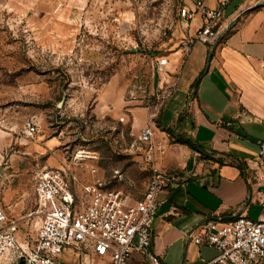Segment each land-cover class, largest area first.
Segmentation results:
<instances>
[{
  "label": "rangeland",
  "instance_id": "1",
  "mask_svg": "<svg viewBox=\"0 0 264 264\" xmlns=\"http://www.w3.org/2000/svg\"><path fill=\"white\" fill-rule=\"evenodd\" d=\"M70 1L0 0V193L12 185L31 198L38 171L89 152L96 158L84 162L100 168L108 188L140 199L152 173L146 145L130 123L100 118L94 106L114 84L129 105L150 102L160 110L156 62L173 51L183 0ZM28 120L39 125L33 135ZM40 224L39 217L20 219V243L29 250ZM88 254L70 248L58 264H93ZM0 264L27 263L1 257Z\"/></svg>",
  "mask_w": 264,
  "mask_h": 264
},
{
  "label": "crops",
  "instance_id": "2",
  "mask_svg": "<svg viewBox=\"0 0 264 264\" xmlns=\"http://www.w3.org/2000/svg\"><path fill=\"white\" fill-rule=\"evenodd\" d=\"M205 1L212 8L218 7L216 0ZM182 5L194 9L193 0H183ZM201 24L195 15L182 20L175 31L173 51L164 56L169 81L164 87L157 70L161 94L172 89L155 118L157 135L173 129V139L157 166L183 176L179 185L167 186L160 193L162 204L152 226L153 251L165 264H207L218 256L215 248L197 245L191 238L208 220L223 223L244 214L264 221V200L260 197L264 179L257 186L263 194L254 192L252 185L253 159L264 140V0L231 1L222 11L216 26L219 37L212 46L194 45V34ZM124 93L123 87L106 85L96 99L94 112L117 123L122 118L139 135L148 123L149 108L138 102L129 105ZM182 137L191 138L200 149L181 142ZM59 138L61 134L53 136L50 143ZM95 158L91 155L88 159ZM95 168L96 173L87 168L75 170L81 182L101 180L107 186L105 179L98 177L100 168ZM27 196L31 198L12 185L1 191L10 218L19 222L27 215L41 218L34 212V182ZM145 259L134 252L128 263L142 264ZM92 260L93 264L102 262ZM90 261L87 257L86 262Z\"/></svg>",
  "mask_w": 264,
  "mask_h": 264
},
{
  "label": "built area",
  "instance_id": "3",
  "mask_svg": "<svg viewBox=\"0 0 264 264\" xmlns=\"http://www.w3.org/2000/svg\"><path fill=\"white\" fill-rule=\"evenodd\" d=\"M216 1L217 8L208 6L205 0H193V10L184 5L179 9L183 20L199 15L202 24L194 37L209 46L217 42L219 34L215 27L222 11L233 0ZM167 63L164 56L156 62L162 87L169 83L168 72L164 70ZM171 92L172 89H168L162 95L159 107ZM147 107L149 120L138 140L146 145L145 158L151 164L152 173L143 197L131 200L122 190L108 188L101 180L81 182L75 167H85L91 173H96V168L84 162L91 154L79 152L73 156V164L45 167L35 175L37 209L34 212L41 217V224L32 249L20 243L19 221L9 217L0 198V258L22 260L27 264H58L59 256L75 247L84 248L88 255L100 259V264H129L134 252L145 256L142 264H165L153 251L152 226L162 204L160 193L167 186L179 185L183 176L157 166L173 136L163 131L158 137L157 113L152 110L155 106L147 102ZM26 128L33 135L39 125L28 120ZM253 161L252 185L256 187L253 191L263 194L257 186L264 179V140L259 143ZM260 197L264 200V194ZM191 238L197 245L219 252L207 264H264L262 220H253L244 214L223 223L208 220Z\"/></svg>",
  "mask_w": 264,
  "mask_h": 264
},
{
  "label": "trees",
  "instance_id": "4",
  "mask_svg": "<svg viewBox=\"0 0 264 264\" xmlns=\"http://www.w3.org/2000/svg\"><path fill=\"white\" fill-rule=\"evenodd\" d=\"M168 132H170L173 136V129L172 128H168L167 129ZM181 142L186 143L187 145H189L191 148L198 150L200 149V146L191 138H186V137H182L179 139Z\"/></svg>",
  "mask_w": 264,
  "mask_h": 264
},
{
  "label": "water",
  "instance_id": "5",
  "mask_svg": "<svg viewBox=\"0 0 264 264\" xmlns=\"http://www.w3.org/2000/svg\"><path fill=\"white\" fill-rule=\"evenodd\" d=\"M212 55V51L210 52V56ZM207 65H209V60H208V63H207Z\"/></svg>",
  "mask_w": 264,
  "mask_h": 264
}]
</instances>
